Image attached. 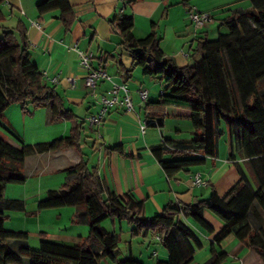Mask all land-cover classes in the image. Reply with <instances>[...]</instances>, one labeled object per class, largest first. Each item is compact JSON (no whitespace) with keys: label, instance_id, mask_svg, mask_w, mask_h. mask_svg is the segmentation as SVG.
<instances>
[{"label":"trees","instance_id":"16d2710c","mask_svg":"<svg viewBox=\"0 0 264 264\" xmlns=\"http://www.w3.org/2000/svg\"><path fill=\"white\" fill-rule=\"evenodd\" d=\"M5 1L0 0V5ZM189 1L180 0V3ZM249 1L250 9H234L220 19V26L227 28L226 34H218L213 40L198 39L191 55L194 65H181L164 58L153 33L135 38L132 16L116 15L110 23L132 59L129 68L120 65L126 78H131L133 70L139 67L143 75L157 77L166 84L157 101L146 102V119L156 121L150 125L161 126L169 107L190 111L187 118L193 136L188 144L181 148L163 140L161 146L152 149L162 170L171 176L214 157L217 138L222 133L220 124L224 121L228 122L230 136L237 140L244 157L255 164L252 168L256 188L240 178L222 195L212 190L207 199L180 206L167 204L161 213L149 218L144 214L143 201L133 199L129 193L122 197L113 192L103 196L99 177L95 172H89L87 161L83 159L78 130L72 129L68 136L34 144H25L16 133L7 130L20 146L11 145L0 135V241L27 237L26 233L9 231L3 226L7 210L24 211L22 201L3 199L6 184L24 182V158L34 153L74 147L81 154L80 162L67 169L69 178L61 189L48 191L38 200L36 209L82 207L84 212L76 211L75 216L86 217L88 234L74 245L41 240L37 249L22 248L21 253L28 258V264H101L105 258L112 264H143L131 254L126 258L117 257L116 236L101 225L108 216L135 224L131 229L132 237L156 233L167 251V259L157 260L156 264H193L196 248L201 249L206 244L187 221L210 235L207 243L212 257L206 264H222L228 254L224 250L217 251L215 244L230 233L241 245L256 251L264 264V227L259 213H264V87H260L264 79V0ZM36 8L40 14L59 10L60 19L66 25L72 10L68 0H43ZM24 32L22 27L13 30L0 25V117L10 104L18 103L24 112L29 111V107L50 105L53 121L74 118L73 113L63 106L55 87L43 80L42 71L30 60ZM5 63L10 71L5 69ZM193 152L203 156L193 155ZM168 154L172 158L165 159ZM204 211L220 219L222 226L217 232L205 219ZM251 215L259 223L256 230L249 224ZM94 246L99 251L94 250ZM251 258L258 259L250 257L246 262L241 258L239 263L251 264L254 261ZM0 264L23 262L10 250H3L0 251Z\"/></svg>","mask_w":264,"mask_h":264},{"label":"crops","instance_id":"0c3cea01","mask_svg":"<svg viewBox=\"0 0 264 264\" xmlns=\"http://www.w3.org/2000/svg\"><path fill=\"white\" fill-rule=\"evenodd\" d=\"M42 1L6 0L0 5V25L13 30L17 27L24 29L31 54L30 60L39 71H46L49 76L55 74L60 76L59 82L51 86L55 87L63 106L69 109L75 117L70 120L53 121L50 105L38 108L29 107V111L24 112L18 103H12L0 117L1 125L2 123L7 124L0 125V127H3L11 137L0 131V135L7 142L15 147L20 146L7 131L19 132L12 120L13 115H19V111L25 115L22 119L24 123H26L27 116H36L33 125L26 124L27 134L26 132L22 133V136L17 134L25 144L52 141L68 136L72 129L78 130L83 159L87 161L89 172H95L99 177L104 190L103 196L107 197L108 193L113 192L122 197L129 193L133 199L143 201L144 214L147 217H149L148 213L152 217L161 213L167 204L180 206L207 199L212 190L222 195L240 178L247 185L256 188L257 181L252 168L255 164L244 157L237 140L230 136L228 122L224 121L220 124L221 132L226 134V143H228L224 155L220 152L218 145L216 155L206 158L202 165L193 166L187 171L168 176L154 157L152 149L161 146L163 140L175 147L184 148L193 136V128L187 118L190 111L180 107H169L168 114L159 126L163 130H159L161 140L154 143L155 131L147 130L148 127H158L155 125L149 124L142 136L139 133L140 130L138 131L139 121L146 118L147 107L146 102L141 100L138 90L142 88L144 82L137 78L133 79V72L136 68L132 72V77L126 78L120 65L129 68L132 62L127 67L121 61V56L119 59L112 54L111 50L114 45L112 41L115 38V30L110 21L116 15H128L134 18L135 38L141 39L153 33L164 58L172 59L181 65L185 63L194 65L195 61L191 57L193 49L198 39L208 38L209 33L207 26L194 27L187 19V9L195 6L201 11L210 13L214 20V18H224L226 14H229L230 10H226L228 13L218 14L225 3L219 0H194L186 4L180 3L179 0H126V5L122 8L121 0H68L72 10L71 15L68 16L69 24L66 25L60 19V11L57 9L38 13L36 6ZM250 8V1L243 0L232 10ZM215 10L218 12H214ZM159 24L164 26L161 32L163 36L160 38L157 33ZM119 43L122 46L121 39ZM75 45L94 52L93 65L96 67L105 69L109 60L117 65L119 81L116 83L125 82L127 86L132 84V87L128 86L133 104L131 111H126L121 106L109 107L106 111L107 115L105 114L106 117L104 116L99 126H89L87 118L101 108V98L108 95L110 85L108 87L105 86L106 84L98 83L95 89L85 87V70L80 67L77 54L68 49V46ZM168 47H172V51L167 50ZM181 53H187L188 57H184ZM142 76L145 77L143 74ZM67 77L75 79L74 87H70L66 80ZM43 80L45 81L44 77ZM101 81L105 82V80ZM260 87H264V79L260 82ZM147 90L148 101H157L162 89ZM13 104H18V106H13ZM38 115L40 119L37 118ZM128 116L132 121L126 119ZM164 158L170 159L172 156L168 154ZM80 160L81 154L74 147L34 153L24 158L22 167L24 182L6 184L3 191L4 200L22 201L24 211L7 210L3 226L9 231L26 233L27 237L22 240L0 241V251L13 252V247L15 251H19L17 256L21 257L23 264H28V258L21 253L22 248L37 249L41 240L74 245L85 238L89 230L86 217L81 215L76 218L75 216L76 211L83 213L84 208L63 206L41 211L36 209L38 200L44 198L48 191L61 189L63 183L69 178L67 169L76 166ZM256 166L261 167L258 163ZM195 173H200L202 178L208 181L207 186L192 184L191 176ZM15 188L20 191L17 192ZM255 205L259 211L256 203ZM259 213L262 217L261 225L264 227V213L260 211ZM204 217L209 222V215L205 212ZM250 217H253L258 228L257 219L254 215ZM249 224L252 227L250 219ZM120 229L121 231L123 229L122 222ZM209 237L210 235L205 237L208 242H210ZM131 245L132 241H130L129 248V253L132 255ZM223 249L228 255L234 254L240 257L239 260L242 258L246 262L250 257L256 256L258 263L263 264L256 251L241 245L236 238L232 248L224 247ZM97 250L99 251L98 247Z\"/></svg>","mask_w":264,"mask_h":264},{"label":"rangeland","instance_id":"374dc122","mask_svg":"<svg viewBox=\"0 0 264 264\" xmlns=\"http://www.w3.org/2000/svg\"><path fill=\"white\" fill-rule=\"evenodd\" d=\"M190 1H194V0H190ZM219 1H221L222 3H225L224 6L222 7L223 9H220L219 12L216 11V10L214 11V12H218V14H220V15L222 13H224V14L226 12L228 13V11H226V10H230L231 11L235 7L236 4H241L243 2V0H219ZM226 4H228V5H226ZM221 18L222 17L214 18V20H212L210 23L205 25V26H207V31L209 33V35H208V39L209 40L216 39L218 34H226L227 28L225 26H220V19ZM163 27H164L163 25H160V24L158 25V28H157L158 29V32H157L158 33V38L163 36V33H161L163 31V29H162ZM218 31H219V33H218ZM114 34L117 35V36L114 35L115 38L112 41L113 44H114L112 46V49H111L112 52H113L112 54H114L119 59H120V56H121V61L124 62L127 65V67H129V65L132 62V59L130 58L128 52L123 48V46H120L119 35L116 32H114ZM116 45H118V46H116ZM167 50H171L172 51V47H168ZM167 56H168V54H167ZM188 61H190V59H188ZM5 64H6L5 65V69L10 71L9 65H7V63H5ZM116 66L117 65L114 64L112 62V60H109V64L105 68V70L108 73V75L115 82L119 81V70H118V68ZM136 78L139 79V81L144 82V85L142 86V88L145 87V88L149 89V91L164 89L165 86H166V84L161 82L157 77H149V76L143 77L139 67H137L134 70V72H133V79L136 80ZM106 81L107 80H105V82H103V83H102V81H99L98 83L106 84L105 86H108V87L110 85V88H111L112 84L109 81H108L109 83L106 82ZM130 87H132V84H130L129 88ZM13 106H18V104H13ZM14 111H16V110L14 109ZM24 116L25 115H23L19 111V115H13V117H12V120H13L14 124H16L17 128L19 129V132H17L16 134H18L20 136H22L21 135L22 133H25L27 131V130H25V128H27L26 124L27 125H33L34 120L36 119L35 118L36 116H31L30 115V116H27L25 118L26 119V123H24L23 120H22L24 118ZM37 118L40 119L39 115L37 116ZM126 119L127 120L129 119V121H132L129 116L126 117ZM27 121H29V122L27 123ZM2 124L3 125H7V124H4V123H2ZM9 127L11 128V126H9ZM2 128L0 127V131H3V133H5V135L8 136V134L4 131L5 129L4 128L2 129ZM147 130H154L155 131L154 143L161 140L160 134H159L160 133L159 130H162V127H159V128L158 127H148ZM220 130H221V128H220ZM138 131H139V129H138ZM26 134H27V132H26ZM29 136H30V133H29ZM142 136H144V135H142ZM8 137H10V135ZM32 138H34V137H32ZM226 140H227L226 134L221 133L220 135H218L217 147L219 145L220 152H222L223 155L225 154V148H226V146L228 144V143H226ZM11 187H13V186L11 185ZM16 187H19V186H16ZM15 189H17V192L20 191L18 188H15ZM204 212L207 213V215H209V218H210L209 222L214 227V232H217L222 226V223H221L220 219L216 215L212 214L209 211H204ZM148 216L150 218L152 217V215H150V213H148ZM249 219H250V222L252 224V228L256 230L257 226H256L255 220L253 219V217H250ZM112 222H113L112 217L108 216L107 218H105L102 221L101 225L103 227H105L106 230H108L110 233H112L113 235L116 236L117 245H118L117 257L119 259L126 258L130 254L129 253L130 252V250H129L130 241H132V245H131L132 256L135 259L139 260L140 262H143V264H156L157 260H166L167 259L166 248L163 246V244L161 242H159V241L154 239L156 237L155 236L156 233L153 234L151 232H148L147 236H142L141 235V236H138V237H132L131 236V232H132L131 229L134 228L133 226L135 224H130V222H128V220H126V219L121 220L118 217L114 218V223H112ZM121 222H122V226H123L122 231L120 229V223ZM187 222L190 225V227L198 234V236L201 238V240L204 241V244H206L201 249L196 248L195 254H194L193 264H206L209 261V259L212 257L211 256L210 247H209V245L207 243V240L205 238L207 235L201 228H199L198 226L194 225L191 221H187ZM72 229H78V228H72ZM234 242H235V236H234L233 233H230L228 236H226L224 239H222L219 244H215V249L217 251H222V250H224L223 249L224 247H226L227 249H229L230 247L232 248ZM32 246H37V245H32ZM94 250H97L96 246H94ZM12 251L14 252V254L19 255V251L18 252L15 251V249H13V247H12ZM239 258L240 257L234 256V254H229L223 260L222 264H240L239 263ZM251 260H254V261L251 262V264H260V263H258V259H256V258L255 259L251 258ZM102 264H112V263H111V261L109 259L105 258L103 260Z\"/></svg>","mask_w":264,"mask_h":264},{"label":"built area","instance_id":"2783aa9c","mask_svg":"<svg viewBox=\"0 0 264 264\" xmlns=\"http://www.w3.org/2000/svg\"><path fill=\"white\" fill-rule=\"evenodd\" d=\"M122 1V8L126 5V0ZM187 19L191 21L195 28H202L205 27L206 24L210 23L213 20V17L210 13L204 12L199 10L195 6H191L187 9L186 12ZM68 49L73 50L78 56V62L82 69L85 70L84 76V85L86 88L95 89L98 82L101 80L109 81L112 86L107 91V96H102L101 98V108L98 110L97 113L90 115L87 118L88 124L90 127L92 126H99L103 121V118L106 114V111L109 107L113 106H121L125 108L126 111H131L133 109V104L131 100L130 90L127 84L124 83H116L114 82L111 77L108 75L105 69L94 67L93 61L95 58L94 52L88 49H82L75 46H68ZM184 57H188L187 53H181ZM42 75L45 81L50 84L54 85L59 82L60 76L58 74L49 76L46 71L42 72ZM66 80L69 82L70 87H74L75 79L71 77H67ZM162 90L160 91V94ZM138 94L143 102L148 101V90L146 88H141L138 90ZM150 123H156V121H148V119H144L139 121V130L140 133L143 135L145 133L146 127ZM168 148H172L169 145H166ZM193 155H200V153L193 152ZM192 184L196 186H207L208 181L202 178L200 173H195L191 176ZM155 239L159 240L158 237Z\"/></svg>","mask_w":264,"mask_h":264}]
</instances>
